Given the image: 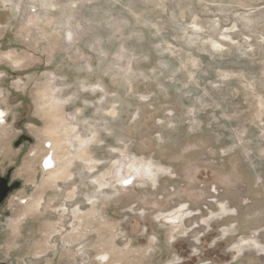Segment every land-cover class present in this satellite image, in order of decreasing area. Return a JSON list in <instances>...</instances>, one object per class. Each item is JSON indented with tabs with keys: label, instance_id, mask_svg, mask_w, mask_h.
I'll return each mask as SVG.
<instances>
[{
	"label": "rangeland",
	"instance_id": "1",
	"mask_svg": "<svg viewBox=\"0 0 264 264\" xmlns=\"http://www.w3.org/2000/svg\"><path fill=\"white\" fill-rule=\"evenodd\" d=\"M0 113V264H264V0H0Z\"/></svg>",
	"mask_w": 264,
	"mask_h": 264
},
{
	"label": "crops",
	"instance_id": "2",
	"mask_svg": "<svg viewBox=\"0 0 264 264\" xmlns=\"http://www.w3.org/2000/svg\"><path fill=\"white\" fill-rule=\"evenodd\" d=\"M47 158V156L46 155H43L42 157H40V159L37 161V168H38V171L39 172H41V173H48V171H50V170H52L53 168H51L50 169V167H48V169H43L44 167H43V162L45 161V159ZM52 160H53V158H47V161H48V163L50 162V163H52ZM49 163V164H50ZM50 166V165H49ZM46 183V182H45ZM44 183V184H45ZM43 204V203H42ZM42 204L41 203H39L38 205H39V207L40 208H42L41 206H42ZM44 204H45V202H44ZM50 226H52V225H50Z\"/></svg>",
	"mask_w": 264,
	"mask_h": 264
},
{
	"label": "water",
	"instance_id": "3",
	"mask_svg": "<svg viewBox=\"0 0 264 264\" xmlns=\"http://www.w3.org/2000/svg\"><path fill=\"white\" fill-rule=\"evenodd\" d=\"M8 190V186L4 183L3 180H0V195H5Z\"/></svg>",
	"mask_w": 264,
	"mask_h": 264
},
{
	"label": "built area",
	"instance_id": "4",
	"mask_svg": "<svg viewBox=\"0 0 264 264\" xmlns=\"http://www.w3.org/2000/svg\"><path fill=\"white\" fill-rule=\"evenodd\" d=\"M47 147H49V145H48ZM47 158H50V159H51V156H49V157H47ZM47 158L45 159V161H44V163H43V167H44V169H48V167H50V169H51V168H53V164L50 165V166H48V167H46V165H45V163H46V161H47Z\"/></svg>",
	"mask_w": 264,
	"mask_h": 264
},
{
	"label": "bare ground",
	"instance_id": "5",
	"mask_svg": "<svg viewBox=\"0 0 264 264\" xmlns=\"http://www.w3.org/2000/svg\"><path fill=\"white\" fill-rule=\"evenodd\" d=\"M0 120H1V119H0ZM49 163H50V162H49ZM49 163H48V161H46V163H45L46 167H48L49 165H52V164H53V162L50 163V164H49Z\"/></svg>",
	"mask_w": 264,
	"mask_h": 264
},
{
	"label": "flooded vegetation",
	"instance_id": "6",
	"mask_svg": "<svg viewBox=\"0 0 264 264\" xmlns=\"http://www.w3.org/2000/svg\"><path fill=\"white\" fill-rule=\"evenodd\" d=\"M1 116H2V115H1V113H0V119H1ZM0 121H1V120H0Z\"/></svg>",
	"mask_w": 264,
	"mask_h": 264
}]
</instances>
